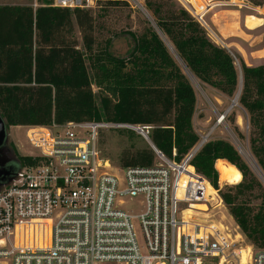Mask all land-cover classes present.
<instances>
[{
	"label": "trees",
	"instance_id": "trees-1",
	"mask_svg": "<svg viewBox=\"0 0 264 264\" xmlns=\"http://www.w3.org/2000/svg\"><path fill=\"white\" fill-rule=\"evenodd\" d=\"M36 1L41 6L35 9L0 6V116L7 129L68 122L149 127L148 140L153 147L165 158L180 162L199 141L192 125L196 99L188 75L229 99L234 96L238 75L232 56L211 42L203 28L184 9L176 8L173 0H144L146 11L173 54L161 37L146 27L139 36L127 34L133 46L125 57L113 56L106 49L94 53V18L89 9L53 7L52 0ZM95 1L107 6L122 2ZM244 1L259 9L264 7V0ZM261 23L245 25L250 28L256 24L250 28L255 29ZM73 25L85 54L76 49L74 37L67 39ZM262 38L264 46V33ZM262 69L241 64L243 90L238 97L252 127L260 97H264ZM251 84L256 89L254 101L249 98ZM92 86L99 90L97 96ZM133 134L129 130L127 135ZM251 148L264 172L259 156L263 148ZM152 159V151L143 149L125 158L121 168L149 167ZM32 164L28 157L19 158L12 172ZM190 165L194 168L189 167L190 172L208 182L204 185L207 195L214 197L217 191L223 208L250 247L264 249V189L235 148L222 139L210 140L196 152ZM219 182L234 185L222 191ZM251 199L259 200L255 211ZM196 209L207 211L205 205ZM246 252V248L241 250L243 263L247 262Z\"/></svg>",
	"mask_w": 264,
	"mask_h": 264
},
{
	"label": "built area",
	"instance_id": "built-area-1",
	"mask_svg": "<svg viewBox=\"0 0 264 264\" xmlns=\"http://www.w3.org/2000/svg\"><path fill=\"white\" fill-rule=\"evenodd\" d=\"M53 2L65 8L92 5V0ZM209 7L192 15L203 28ZM128 127L148 138L149 127L113 123L25 127V138L38 154L27 156L34 164L20 166L0 189V264H202L203 259L242 264L245 248L246 264H264V249L247 246L233 221L244 243L208 208L196 209L214 199L206 194V180L188 169L208 135L200 136L180 162L150 146L156 166H129L113 174L100 156L98 132ZM122 197L140 198L142 212L121 210ZM217 207L223 208L220 199Z\"/></svg>",
	"mask_w": 264,
	"mask_h": 264
},
{
	"label": "rangeland",
	"instance_id": "rangeland-1",
	"mask_svg": "<svg viewBox=\"0 0 264 264\" xmlns=\"http://www.w3.org/2000/svg\"><path fill=\"white\" fill-rule=\"evenodd\" d=\"M33 0H0V4H31ZM52 0V4H53ZM176 8L184 9L188 14L192 15L199 12L200 7L210 6L208 11L203 14L202 22L205 23V31L208 39L219 47H228V52L232 56L234 66L238 75V86L232 99L221 95L216 90L199 83L197 80L188 75L189 82L195 94V110L192 118L194 132L199 137L208 135V141L222 139L230 143L242 160L249 166L255 178L259 181L264 189V172L258 165V158L253 155L252 146L256 151L263 148V153L260 152V157L264 162V97H260V105L254 113L253 121L255 125H251V117L248 114L245 106L239 102V97L235 96L242 94L243 79L241 73V64L249 68H264V54L258 53L263 60L250 61L247 60L248 54L260 52L262 48L263 33H264V7L256 8L253 5L247 4L244 0H173ZM64 8V7H62ZM260 10V11H259ZM89 11L94 18V53H99L106 49L109 53L116 57H125L131 50L133 43L128 33H133L136 36L142 34L146 27H151L162 39L168 47L170 53L172 48L168 45L166 39L157 31L150 14L145 9L144 0H122L118 6H107L103 3H97L92 0V5ZM213 19V22H211ZM251 21L261 22L260 28L250 29L256 24H251L250 28L246 27V23ZM74 32L67 36V39L75 38ZM80 49L85 54L79 34ZM247 39L249 42H243ZM252 45L248 48V44ZM243 50L244 52H242ZM240 53V54H239ZM245 53V54H244ZM173 54V53H172ZM86 59V58H85ZM86 67L89 70L88 61L85 60ZM264 72V69H262ZM91 79L92 76L90 75ZM264 80V75H263ZM91 90L94 95H98L99 90L92 86ZM241 90V91H240ZM256 91L255 84L250 86V101H254L253 93ZM234 105L231 109L228 108L231 102ZM97 101V97H96ZM223 119L220 120V117ZM219 120L221 122H219ZM239 120V121H238ZM235 129V130H234ZM128 129H101L98 132V150L101 158L106 160L111 165L112 173L116 174L121 168V164L125 158H130L135 153L149 149L151 147L146 139L140 136L137 132L128 136ZM131 131V130H130ZM7 143L13 147L17 160L19 158L37 155L38 152L32 148L25 138V127H9L6 128ZM153 159L150 166H156L159 162L153 153ZM207 182V181H206ZM208 183V182H207ZM219 189L226 191L234 184L218 183ZM236 185V184H235ZM214 199L206 206L209 209V214L214 220L226 222L232 229L235 235V240L244 243V239L238 236V233L232 227V219L222 207L215 208L218 203V193L215 191ZM217 196V198H215ZM123 203L120 206L121 210L133 215L142 212L144 203L140 198L122 197ZM259 200L251 199L250 206L255 211L258 207ZM222 218V219H221ZM136 224V221H134ZM136 226V225H135ZM137 238L141 241V234L135 227ZM245 244L250 247L245 239ZM242 247V245H240ZM257 250L253 248V251ZM242 256V254H241ZM243 256L241 257V259ZM242 261V260H241ZM216 260L203 259L202 264H215ZM242 264H246L243 263Z\"/></svg>",
	"mask_w": 264,
	"mask_h": 264
},
{
	"label": "water",
	"instance_id": "water-1",
	"mask_svg": "<svg viewBox=\"0 0 264 264\" xmlns=\"http://www.w3.org/2000/svg\"><path fill=\"white\" fill-rule=\"evenodd\" d=\"M234 105V100L231 102L230 107L228 108L231 109ZM148 141L149 145L153 147V145L150 143L148 138H144ZM7 142V135H6V126L4 120L0 116V152L1 148L6 144ZM14 173L10 168L6 166V162L2 158L0 154V189L2 188L3 185L9 183L13 179Z\"/></svg>",
	"mask_w": 264,
	"mask_h": 264
},
{
	"label": "crops",
	"instance_id": "crops-1",
	"mask_svg": "<svg viewBox=\"0 0 264 264\" xmlns=\"http://www.w3.org/2000/svg\"><path fill=\"white\" fill-rule=\"evenodd\" d=\"M3 5H5V4H0V6H3ZM7 5H9V6H11V5H14V4H7ZM15 5H18V6H31L33 9H35V8H37V7H39V6H41L36 0H33V3H31V4H15ZM52 6L53 7H57V6H55V5H53L52 4ZM211 22H213V19H211ZM73 32H74V35H75V37H76V42H77V50H81L80 49V42H79V32H78V30H77V28H76V26L75 25H73ZM72 32V33H73ZM73 35V36H74ZM244 41L243 42H249L247 39L245 40V39H243ZM261 42H262V48H261V51L260 52H253V53H251V54H248V57H246V59L247 60H250V61H260V60H263V59H261V58H263V56L261 57L258 53H260V54H264V46H263V41L261 40ZM252 45V43H250V44H248L247 46H248V48L250 47ZM223 48H225L226 50H228L229 48L228 47H226V46H224ZM242 52H244L243 50H241ZM240 54V53H239ZM245 54V53H244ZM238 236H240L239 234H238ZM241 237V236H240Z\"/></svg>",
	"mask_w": 264,
	"mask_h": 264
},
{
	"label": "flooded vegetation",
	"instance_id": "flooded-vegetation-1",
	"mask_svg": "<svg viewBox=\"0 0 264 264\" xmlns=\"http://www.w3.org/2000/svg\"><path fill=\"white\" fill-rule=\"evenodd\" d=\"M2 158L6 162V166L13 170V168L16 166L18 160L16 158V155L14 153L13 147H11L7 142L6 144L1 148L0 152Z\"/></svg>",
	"mask_w": 264,
	"mask_h": 264
},
{
	"label": "bare ground",
	"instance_id": "bare-ground-1",
	"mask_svg": "<svg viewBox=\"0 0 264 264\" xmlns=\"http://www.w3.org/2000/svg\"><path fill=\"white\" fill-rule=\"evenodd\" d=\"M237 97H238V95L235 96V99H236ZM234 101H235V100H234ZM221 120H222V118H221ZM238 121H239V120H238ZM128 129L134 131V129L131 128V127H128Z\"/></svg>",
	"mask_w": 264,
	"mask_h": 264
}]
</instances>
